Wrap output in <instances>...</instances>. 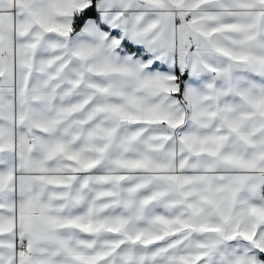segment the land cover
<instances>
[{
    "label": "snow or ice",
    "instance_id": "snow-or-ice-1",
    "mask_svg": "<svg viewBox=\"0 0 264 264\" xmlns=\"http://www.w3.org/2000/svg\"><path fill=\"white\" fill-rule=\"evenodd\" d=\"M0 264H264V0H0Z\"/></svg>",
    "mask_w": 264,
    "mask_h": 264
}]
</instances>
